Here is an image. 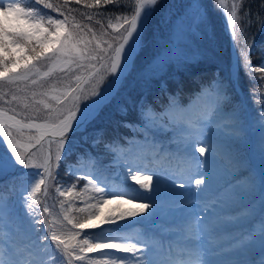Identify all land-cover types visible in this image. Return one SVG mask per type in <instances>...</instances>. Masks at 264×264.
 Here are the masks:
<instances>
[{"label":"snow or ice","instance_id":"6c2138e0","mask_svg":"<svg viewBox=\"0 0 264 264\" xmlns=\"http://www.w3.org/2000/svg\"><path fill=\"white\" fill-rule=\"evenodd\" d=\"M161 2L74 0V7L70 0H0V176L12 179L9 187L0 186V264H264V83L250 92L261 105L255 114L234 99L241 66L250 80L257 79L251 73L264 74V64L251 63L255 48L247 37L254 23L264 32V15L245 7L249 0H209L224 17L238 55L226 77L217 72L182 104L183 85L171 70L196 62L179 42L210 33L208 6L192 0L169 39L157 40L151 58L138 64L145 30ZM109 5L113 8L100 11ZM74 12L99 28L77 21ZM96 17H106V25ZM57 72L63 74L59 81L49 83ZM168 78L175 80V92L169 91ZM93 81L89 96L82 85ZM153 83L158 94L149 98ZM126 86L139 91L118 104L121 119L114 134L89 131L103 102ZM91 97L100 99L82 108ZM121 127L132 135L121 134ZM252 129L258 133L259 168L237 147ZM77 136L102 152L74 153ZM162 161L171 203L158 221L165 209L151 195H128L124 181L159 199L161 181L157 177L154 186L150 165ZM225 162L244 168L242 184H218ZM61 164L66 176L86 181L83 187L61 179ZM17 166L32 171L17 173ZM53 187L64 197L57 201L58 212L47 202ZM76 200L83 207H76ZM114 201L132 207L104 214L101 209ZM138 216L143 219L136 221ZM125 220L132 223L85 231ZM137 223L143 231H130Z\"/></svg>","mask_w":264,"mask_h":264},{"label":"trees","instance_id":"16d2710c","mask_svg":"<svg viewBox=\"0 0 264 264\" xmlns=\"http://www.w3.org/2000/svg\"><path fill=\"white\" fill-rule=\"evenodd\" d=\"M24 2L28 3L29 0H24ZM53 2L55 3L56 0H53ZM191 2L192 0H162L161 4L158 6L155 13L158 15L161 14L162 16L165 15L175 16L174 11L180 10L181 8H186ZM70 3L72 4V6L77 7L74 3V0H70ZM201 3L208 6V10H209L210 8L209 0H201ZM109 6L113 7L111 5ZM43 11L48 12L47 9H44ZM80 11L85 12L91 10L88 9L83 10V8H81ZM51 14L53 16L56 15L55 13H51ZM73 15L75 16L76 20L81 22L82 24L91 23L94 28L97 29L99 28L98 25H95L94 21L89 22L83 16H81L80 12H74ZM95 19H104L106 25L107 22L106 18L96 17ZM108 31L111 32V29H108ZM185 46L188 47L186 49L187 55L189 57L196 58V62L187 65L186 70H177L176 68H173L171 70V74L177 77L183 85L180 93L183 101H185L187 99V96L191 94L190 92L196 89L195 88L196 86H198L197 88H199V84L201 82H207L211 80L217 72H219L221 76L226 77L230 71V66L228 65L227 60L226 62H224L222 56L220 55L221 52L220 46H218V44L215 43V40H213V37L210 35L209 32H196L195 34L189 36V40L186 41ZM148 59L150 58H147L146 60ZM139 64H143V61H140ZM62 75L63 74L59 72L55 73V75L52 78H50L49 83L58 82ZM94 83L95 82L93 81V83L88 84V86L92 88ZM168 85H169V91L174 92L176 89L175 80L168 78ZM47 86L48 83L45 87ZM57 86L62 87L63 85L61 83H57ZM73 86H75L74 82H73ZM249 88H247V90H249ZM138 91H139L138 87L128 88L126 86L125 89H122L121 95L118 96V98L113 99L109 106L104 107L100 111L99 116L93 122V125L90 126L89 131H91L92 128L94 127L96 129L105 130L106 134L111 133V131H113V129L117 127V122L121 119L120 114L117 110L118 104L124 102V100L127 98V94L130 93L132 96H135ZM157 94H158V88L156 87L155 83H153V86L151 87L149 92V98ZM128 119L130 120L135 119V115L130 114ZM119 132L121 134L124 132L126 135L129 136L132 135L131 132H129L127 129H124L122 127L119 129ZM76 138L80 140L79 136H77ZM4 177L5 178L7 177L6 182L8 184L12 183V179L10 175H5ZM73 203L75 204L76 207H83V204L79 200L73 201ZM115 209H118L117 205L109 206L108 211L112 212ZM72 215L78 216L82 214L73 211ZM103 226L104 225H102V227ZM94 255H99V254L96 253Z\"/></svg>","mask_w":264,"mask_h":264},{"label":"rangeland","instance_id":"374dc122","mask_svg":"<svg viewBox=\"0 0 264 264\" xmlns=\"http://www.w3.org/2000/svg\"><path fill=\"white\" fill-rule=\"evenodd\" d=\"M197 155H199L198 153H197ZM160 172H163L161 169L159 170ZM156 182V180H154V183ZM160 188H162V189H165L164 187H160ZM167 191V190H166ZM180 191H184V190H182V189H176V192H180ZM151 198L153 199V201H159L162 197H159V199H157L156 197H152L151 196ZM166 198V200H161V201H165V202H168V201H170L168 198H167V196L165 197ZM179 199V197H176V199ZM156 219H158V217L156 218Z\"/></svg>","mask_w":264,"mask_h":264},{"label":"bare ground","instance_id":"6f19581e","mask_svg":"<svg viewBox=\"0 0 264 264\" xmlns=\"http://www.w3.org/2000/svg\"><path fill=\"white\" fill-rule=\"evenodd\" d=\"M165 216H166V211L161 213V216L158 217V221H159V219H161V220L165 219Z\"/></svg>","mask_w":264,"mask_h":264},{"label":"water","instance_id":"95a60500","mask_svg":"<svg viewBox=\"0 0 264 264\" xmlns=\"http://www.w3.org/2000/svg\"><path fill=\"white\" fill-rule=\"evenodd\" d=\"M105 87H107V85Z\"/></svg>","mask_w":264,"mask_h":264}]
</instances>
